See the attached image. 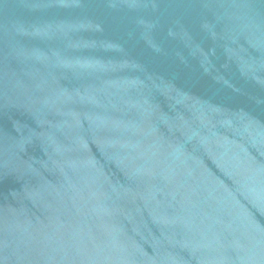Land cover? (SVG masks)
I'll use <instances>...</instances> for the list:
<instances>
[{"label":"water","instance_id":"95a60500","mask_svg":"<svg viewBox=\"0 0 264 264\" xmlns=\"http://www.w3.org/2000/svg\"><path fill=\"white\" fill-rule=\"evenodd\" d=\"M0 264H264V0H0Z\"/></svg>","mask_w":264,"mask_h":264}]
</instances>
